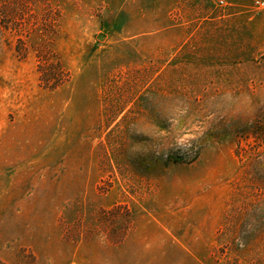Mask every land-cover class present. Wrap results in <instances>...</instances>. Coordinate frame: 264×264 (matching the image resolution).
<instances>
[{
  "label": "rangeland",
  "instance_id": "rangeland-1",
  "mask_svg": "<svg viewBox=\"0 0 264 264\" xmlns=\"http://www.w3.org/2000/svg\"><path fill=\"white\" fill-rule=\"evenodd\" d=\"M41 2L51 39L0 36V264H264V9Z\"/></svg>",
  "mask_w": 264,
  "mask_h": 264
},
{
  "label": "trees",
  "instance_id": "trees-1",
  "mask_svg": "<svg viewBox=\"0 0 264 264\" xmlns=\"http://www.w3.org/2000/svg\"><path fill=\"white\" fill-rule=\"evenodd\" d=\"M41 3V0H0V36L7 31L21 35L17 40L15 50L22 57H26L28 54V47L22 38L23 35L27 37L26 31L33 32L31 35L46 36V38L54 31L58 13L54 10L55 7L45 6ZM41 43V48H35L36 56L39 59L37 68L39 81L44 88L54 90L68 82L69 74L56 61L51 49L45 45V40Z\"/></svg>",
  "mask_w": 264,
  "mask_h": 264
},
{
  "label": "clouds",
  "instance_id": "clouds-1",
  "mask_svg": "<svg viewBox=\"0 0 264 264\" xmlns=\"http://www.w3.org/2000/svg\"><path fill=\"white\" fill-rule=\"evenodd\" d=\"M163 114V113H162ZM166 119H169L168 117H165ZM169 124L171 125L172 124V121L169 119ZM162 131H171V127L170 129H166V130H162ZM196 137H192V138H179V139H175L173 143H170V144H167L166 146L164 147H161V148H158L157 149V153H159V151L161 149L163 150H167L168 148H171V147H174V148H178V149H181V150H188L190 148L193 147L192 145V139H195ZM153 139L157 140L156 137H153ZM165 138L164 137H161L159 140L160 143L159 144H163V140Z\"/></svg>",
  "mask_w": 264,
  "mask_h": 264
},
{
  "label": "built area",
  "instance_id": "built-area-1",
  "mask_svg": "<svg viewBox=\"0 0 264 264\" xmlns=\"http://www.w3.org/2000/svg\"><path fill=\"white\" fill-rule=\"evenodd\" d=\"M253 6L257 9H264V0H253Z\"/></svg>",
  "mask_w": 264,
  "mask_h": 264
}]
</instances>
